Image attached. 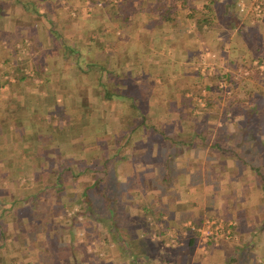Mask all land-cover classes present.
I'll list each match as a JSON object with an SVG mask.
<instances>
[{
	"label": "crops",
	"instance_id": "obj_1",
	"mask_svg": "<svg viewBox=\"0 0 264 264\" xmlns=\"http://www.w3.org/2000/svg\"><path fill=\"white\" fill-rule=\"evenodd\" d=\"M174 1L205 9L218 0ZM58 2L15 0L16 13L2 14L20 33L32 29L39 48L27 67L15 61L0 73V264H264V121L250 124L255 112L234 126L221 113L198 115L192 81L178 88L196 44L211 67L232 71L257 59L243 21L226 20V31L211 15L213 29L200 36L186 17L168 31L144 10L158 0H124L139 11L116 15L124 24L108 32L105 46H83L70 9L79 14L81 1ZM239 13L264 44V26L248 6ZM55 32L66 40L58 46L49 41ZM249 85L257 91L264 82ZM184 99L190 106L180 109ZM152 134L168 142H148ZM95 180L86 201L78 186ZM210 214L233 219L235 239L203 242L189 231L168 241L182 222Z\"/></svg>",
	"mask_w": 264,
	"mask_h": 264
},
{
	"label": "rangeland",
	"instance_id": "obj_2",
	"mask_svg": "<svg viewBox=\"0 0 264 264\" xmlns=\"http://www.w3.org/2000/svg\"><path fill=\"white\" fill-rule=\"evenodd\" d=\"M23 1V0H22ZM53 1V0H51ZM60 2V4H65V1H69V0H54V2ZM63 1V2H62ZM79 2L81 1L82 3V8L81 11L77 12V14L75 13V11L73 10V8H70L74 14L71 13V18L72 21L71 25H76L77 29H78V33L80 35V37L83 39L81 40L82 45L83 46H89L91 44V46L94 45L95 41H98L99 43H103V46H105L104 42L106 41L107 34L110 31H115L116 28L119 27V25L122 26L124 24L123 21H121L120 17L118 19V17H116V15L118 14L120 16V14L125 10V11H129L130 9L132 10H138L139 11V7H138V3L136 2V5L133 6L132 8H128L123 6V2L124 0H78ZM200 0H194V4L197 5L199 3ZM235 0H218L216 2H213L212 4L216 3L214 6L212 5L210 7V11H211V15L215 18L216 25H218L220 28L223 27V29H226V31L231 30L230 26H226V20L230 22V20H233L234 18H237L239 20H242V30L244 31L245 35H247L248 40L245 41L246 47L250 49V46H252L253 48L250 49L249 54H256V56H261L262 59L264 60V44H263V40L256 38L254 39V37H256V31L252 30V28L250 27V25H248L249 23V17L248 19L245 18V16L242 13H239L241 11H238L236 8V1ZM238 1V0H237ZM34 2V1H33ZM58 2V3H59ZM96 2H100V4H97ZM193 0H191V4H192ZM250 2V1H249ZM15 3V0H0V73L3 75L5 73V75H8L9 73V69L5 66H8L9 68L11 67L12 63L14 64L15 61L24 66V64L27 67V63H28V56L30 51L32 52V49L34 46L37 45V42L35 43V36L32 33V29L31 31H29L30 29H26L27 31L25 33H20V31L18 30V24L17 23H13L14 20H12V18L9 16L6 18H3V15H7L8 13H10V10H12L13 12L16 13V11L13 9V4ZM113 3V4H111ZM178 3V2H176ZM246 5V4H245ZM56 7V5H54ZM51 8V10L54 9ZM248 6L249 8V4L246 5V7ZM12 7V8H11ZM197 7V6H196ZM189 5L186 6L184 4H182V2L180 3V9L182 10V14H183V10H185L184 12H191L189 10L194 9L195 14H197L198 12H203L205 11V9L200 6H198L197 8ZM11 8V9H10ZM19 8V7H18ZM57 8V7H56ZM25 9V8H24ZM30 11H32V9H28ZM120 11V12H119ZM122 11V12H121ZM55 12V10H54ZM193 12V11H192ZM251 12V10H250ZM13 13V14H15ZM252 13V12H251ZM131 14L135 16H137V12L135 11H131ZM251 16V15H250ZM79 17V18H78ZM112 17H116V19H113ZM77 18V19H76ZM262 18V19H261ZM192 20V18H189ZM76 20L78 21V23L76 22ZM112 20H116V25L115 22ZM247 21V23H244V21ZM190 21V20H189ZM75 22V23H74ZM224 24L222 26H220V23ZM264 23V15L262 17H259L257 23V26L259 24H261L262 26ZM255 23V24H256ZM250 24V23H249ZM190 28H193V35H200L199 32H197L196 30H194V24L190 23ZM57 30V29H56ZM28 31L30 32L31 36H29ZM195 31V32H194ZM95 34L94 39L92 40L93 36L91 34ZM56 35H53L52 38H50V42L53 43L54 46H58L59 42H65L66 40L64 39V36L57 34L55 32ZM60 35V37H59ZM99 37H98V36ZM103 38V39H102ZM94 41V42H93ZM253 41V42H252ZM211 45H212V41H210ZM196 44V43H195ZM39 48V46H38ZM38 48L36 47V51L38 50ZM8 49V53H6V50ZM33 49V50H34ZM26 50H28V52H26ZM191 56H190V62H192L191 67H189V70L186 71V73L180 72L181 78H180V83L178 84V88H183L182 86H184V84L187 82L186 79L189 78L191 81V85H189L191 87V94L194 96V100H196V103H194V106L192 109L195 110L196 114H203L206 112H217V114L221 113V118L222 116L225 118H230L232 120L233 123H231L233 126L236 124H241L242 122V118L244 116V113L251 115L252 113H258L259 115L256 116L258 118V121L256 120H252L249 123L250 124H256V126L259 125V123H261V121H264V87L261 86H257L258 90L257 91H253L254 88L251 87L250 81L253 80H261L262 82H264V71H257L254 70L253 72H251L249 75L247 76H237L235 77L234 74L232 75V78H218V79H214L212 77V75L220 68L217 67H211L208 66V61L205 59H200V56L203 55V50H202V46L196 44L195 47H193ZM255 51V52H252ZM37 53H40V51H38ZM199 53V56H198ZM253 54V55H254ZM8 55V56H7ZM248 57H250L249 55H247ZM6 57V60H5ZM41 58V56L37 55V58ZM39 58V59H40ZM161 58H165V56L161 55ZM213 59V58H212ZM41 60V59H40ZM39 62V61H37ZM165 63V61H164ZM196 64V65H195ZM195 65V67H193ZM248 64H241V66H245ZM164 66H171L170 62L169 63H165ZM209 67V68H208ZM236 69V67L232 70V72ZM3 70H5V72H3ZM222 72H224L225 70L231 71L229 69H221ZM220 70V71H221ZM8 73H7V72ZM261 72V73H260ZM170 72L168 71L167 73L164 72L163 75H168ZM205 77L209 87H204L203 86V78ZM168 79H170L169 75L167 77ZM168 79H165L167 81H170ZM194 80V81H193ZM183 82V83H181ZM169 83V82H168ZM263 84V83H262ZM152 87V86H151ZM177 89V88H176ZM207 89V90H206ZM167 89L163 88V91L161 92L162 95L165 94L164 92ZM205 90V91H204ZM169 91V89H168ZM191 95V96H192ZM184 97H186L184 94L182 95ZM209 98L208 100V104L207 105L205 102V99ZM234 98H237V101L234 102ZM251 102H255L254 106H251ZM133 107H137L138 103L132 102ZM181 106L180 109H183V106H190L188 104V100L184 99L181 102ZM148 104L147 103H142V106L145 108ZM127 106V105H125ZM167 106H171V104H168ZM107 107H109L107 105ZM105 110L107 109L104 106ZM251 108H254L253 111L251 110ZM136 110V109H133ZM242 112V115L233 120L232 118H234L233 113L234 112ZM225 112H228L230 115H225ZM254 113V115H255ZM147 120V119H146ZM145 120V121H146ZM236 122V123H235ZM231 125V126H232ZM121 126V125H120ZM173 127V124L167 123L164 127H166L165 130H169L170 128ZM145 138L147 139L148 142L154 141V142H161L162 144L167 143L168 139L165 138H160L159 136L152 134V135H147L145 136ZM176 138V137H175ZM83 183H85V181H83ZM84 185V184H83ZM100 184H98L99 186ZM109 185V184H108ZM96 186L95 188L92 189H88L85 190L83 187L78 186V190L79 193H83L84 191V196H86L87 193H89V197L91 196V194L96 193V188L98 187ZM98 189V188H97ZM93 197V195H92ZM71 213V211L69 212ZM68 213V214H69ZM88 215V216H87ZM85 216V218L87 217L89 219V214H87ZM211 215V214H210ZM214 215V214H213ZM75 216V215H74ZM68 217H71V215H68ZM86 219L81 220L78 230H82L83 227L87 224L86 223ZM77 220V219H75ZM74 220V221H75ZM89 222V221H88ZM91 223V222H90ZM76 225V224H75ZM89 228V225H88ZM83 231V230H82ZM89 235L93 234L96 235L94 232H92L91 230H89ZM92 235V237L94 238V236ZM235 239V238H234ZM103 264V262L101 263Z\"/></svg>",
	"mask_w": 264,
	"mask_h": 264
},
{
	"label": "built area",
	"instance_id": "obj_3",
	"mask_svg": "<svg viewBox=\"0 0 264 264\" xmlns=\"http://www.w3.org/2000/svg\"><path fill=\"white\" fill-rule=\"evenodd\" d=\"M97 4L100 3L97 2ZM235 4L238 11H243L246 8L245 4L240 0L236 1ZM249 5L254 20H258L259 17L264 15V0H250ZM263 68V63L253 59L248 65L238 66L233 71V74L235 77L247 76L254 70L261 71ZM234 225L235 222L233 219H224L213 215L203 218L199 223L187 220L180 224L177 233L173 231L167 232L168 241L173 244L178 234L186 235L189 231L195 232L197 238L203 242L208 240L217 241L218 239H229L231 237L235 238L236 234L233 231Z\"/></svg>",
	"mask_w": 264,
	"mask_h": 264
},
{
	"label": "trees",
	"instance_id": "obj_4",
	"mask_svg": "<svg viewBox=\"0 0 264 264\" xmlns=\"http://www.w3.org/2000/svg\"><path fill=\"white\" fill-rule=\"evenodd\" d=\"M92 1H94V0H92ZM107 1H110V0H107ZM158 1H159V3L157 5L151 4L150 6L145 7L144 10H147L148 12H152V13L156 14L157 18L159 19L160 24H161V21L162 22L164 21L166 23V25H168L167 26L169 28L168 31L173 30V29H178L181 24H184L186 17L193 19V23H194V27H195L194 30L199 32L200 36H203L202 33L206 29H213V27H212L213 17L211 16L209 3L208 4H204L205 5V11H203V12L200 11L197 14H195L194 9H192V10H190L191 12H188L187 14L183 15L184 17H182L183 18L182 23H178L179 19H180L179 14H181L180 13L181 9H180V7L176 6V2L174 0H158ZM111 4H113V3H111ZM164 22L162 23V26H163V24L165 25ZM256 58H257L256 60L258 62L263 60L261 56H257ZM220 70L218 69L212 75V77L214 79H218L220 77L221 78L222 77L223 78H230V79L232 78V75H233L232 71L225 70L224 72H222V70L221 71ZM203 81H204L203 86L204 87H209L205 77L203 78ZM167 89H168V87H167ZM181 91L184 94L185 90H181ZM204 99H205L204 103L209 105L208 104V98L204 97ZM131 107H133L132 103H131ZM133 109H136V107H133ZM97 183H98L97 180H95L94 184L93 183H92V185L89 184V185H87V186H85L83 188L85 190H87V192H88V189H92V188H95L96 186H98ZM85 190H83V193H82L83 195H84V191ZM88 194L89 193H87L86 196H84V198H86L84 200H86V201H87V198H88ZM88 201H90L89 198H88ZM103 201L104 202L107 201V198H103ZM87 204H89V203H87ZM42 260L45 261V263L50 261V259H49V261L44 260V259H42Z\"/></svg>",
	"mask_w": 264,
	"mask_h": 264
}]
</instances>
